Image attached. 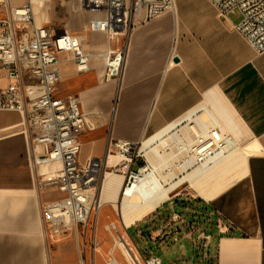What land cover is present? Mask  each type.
I'll return each mask as SVG.
<instances>
[{
  "label": "crops",
  "instance_id": "obj_1",
  "mask_svg": "<svg viewBox=\"0 0 264 264\" xmlns=\"http://www.w3.org/2000/svg\"><path fill=\"white\" fill-rule=\"evenodd\" d=\"M207 2L204 7L188 2L181 18L176 6L174 12L134 28L122 38L126 54L116 91L114 80H102L107 37L89 32L84 48L93 56L92 70L78 74L74 64L66 61L68 56L60 54L63 85L69 79L76 81L72 91L60 89L58 96H78L93 125L81 138V153L84 146L95 145L83 164L90 158L106 159L112 141L140 144L166 129L185 131L197 126L230 139L219 162L198 168L195 178L198 183L209 177L207 185L193 191L202 201L198 208L205 209L215 222V235L208 236L206 244L212 251L205 255L204 264H264V53L252 49L237 31L239 12L224 18ZM66 3L70 6L71 1ZM78 12L87 23L93 18L88 12ZM90 34L100 42L91 44ZM111 159L107 173L113 165ZM139 160L140 168L145 160ZM40 168L32 158L23 115L0 111V264L78 261L76 247L72 259L58 254L74 238L53 243L45 236L40 205L62 195L56 187L39 185ZM112 174L115 178L106 183L105 193L103 177L99 200L113 199L119 181L123 188L124 176ZM169 185L166 181L163 188ZM174 192L161 200L149 217L173 204L169 200ZM163 233L158 230L153 239L162 240Z\"/></svg>",
  "mask_w": 264,
  "mask_h": 264
},
{
  "label": "built area",
  "instance_id": "obj_2",
  "mask_svg": "<svg viewBox=\"0 0 264 264\" xmlns=\"http://www.w3.org/2000/svg\"><path fill=\"white\" fill-rule=\"evenodd\" d=\"M54 1L66 3L69 0H0V111H17L23 115L33 161L47 168L39 185L56 187L62 195L60 199L40 205L45 236L55 240L74 238L79 258L72 264H88L80 242H86L88 227L97 222L101 184L111 157L120 162L110 166L108 173L122 174L123 187L133 189L137 182L142 183L150 176V168L141 172L147 168V157L159 168L153 176L164 184L169 182L176 166L208 163L215 153L227 149L231 140L223 136L216 141L209 139L197 126L185 131L175 128L148 147L149 156L141 152L142 142L115 140L106 159L90 158L87 163H81V138L93 130V125L82 111L78 96H58V86L64 78V61L60 54L68 56L66 61L74 64L78 74L92 70L93 56L85 51V35H75L68 29L56 30L46 19L38 22V11ZM208 1L221 17L239 12L241 20L236 25L237 31L252 49L264 53V0ZM175 7V0H78L73 10L93 14L85 30L107 37L103 82L121 76L126 54L121 39L134 28L174 12ZM139 159L145 160V164L135 171L133 168ZM172 218L180 219L177 213ZM111 230L118 240L123 237L133 252L127 236L129 229H124L127 238L117 227L111 226ZM201 238L207 239V236L202 233ZM91 240L95 243L98 240L95 225L91 227ZM98 253L94 244L89 264H97ZM116 255L112 250L105 264H120ZM135 258L141 264L137 255ZM144 263L163 264L156 255Z\"/></svg>",
  "mask_w": 264,
  "mask_h": 264
},
{
  "label": "rangeland",
  "instance_id": "obj_3",
  "mask_svg": "<svg viewBox=\"0 0 264 264\" xmlns=\"http://www.w3.org/2000/svg\"><path fill=\"white\" fill-rule=\"evenodd\" d=\"M69 1H71V4H69L70 6H67V3L65 4L63 2L54 1L53 3L47 5L42 11H38V22L40 23L42 20L46 19L56 30H74L79 32L78 36H86L88 34L87 30H85V26L87 24L86 18L84 14H80L78 11L73 10V8L78 5V0ZM175 1L179 18H181L183 8L188 2H196V4L201 7H204L208 3L207 0ZM67 7L70 9L71 13H69ZM89 41L91 44H97L100 42V39L90 34ZM75 81V79H69L65 85H63L62 81L58 86V90L60 91L61 89L66 92L72 91V86L75 84ZM114 83V90L116 91L119 87V79L114 80ZM97 129L98 124L96 123V130L94 132H96ZM94 146L95 145H92L90 147ZM90 147L84 146V150L80 156L81 162H83V158L91 152L92 149ZM161 147L162 146H159V148ZM119 162L120 159L113 158L114 165ZM140 165L141 161L138 160L133 169L136 171ZM42 172L43 171L40 170L41 174ZM180 173L182 172L176 170L175 174H172L173 178H176L174 180L181 177ZM121 190L120 182V184L117 183L115 187V193L119 194ZM175 195L176 197H174ZM133 198H135L134 200L136 201L141 200V198L137 196ZM170 201H173V204H168L167 206L162 207L157 216L153 218L146 216L136 225L130 226L127 236L131 240L130 245L133 249V253L135 255L138 254L141 264H145L144 260H147L152 255L158 256L163 264H204L205 255L211 253L212 250L206 245L208 244V240L206 238L199 240V236L201 233H204L207 237L214 236L215 228H212V225L215 224V222L212 221L210 214L207 213L205 209L198 208V205H202V201L196 198V193L191 190L187 184H184L176 192H174L171 195L169 202ZM108 206L110 207V210H105ZM173 212H177L180 217L179 220H173V218L171 220ZM108 214L110 217L105 219V216ZM122 217L123 215L120 212L119 207L114 203L113 199L108 200L106 206L99 208L97 222L95 221L91 223L88 227L86 242H82V240L80 242V248L83 252H85L88 264L94 254V244L99 252L96 256V260L100 264H105V258L108 257L112 250L116 251L119 263L130 264L132 262L131 259L128 260L129 257L123 249L121 250L116 245V242L119 241L118 236L113 230H111V226H116L120 233L126 237V228L122 223ZM94 225L95 227L97 226L98 230V240L96 243L95 240H91V227ZM162 228H165V230L163 231ZM158 230H162V232H164L162 240L160 241L153 239ZM49 239L53 243L57 241L50 238V236ZM74 247H76V253L73 252L75 249ZM60 250L58 254L65 260L72 259L74 253L76 254V257L79 256L78 245L75 243L74 239H70L69 242L64 244L63 248Z\"/></svg>",
  "mask_w": 264,
  "mask_h": 264
},
{
  "label": "bare ground",
  "instance_id": "obj_4",
  "mask_svg": "<svg viewBox=\"0 0 264 264\" xmlns=\"http://www.w3.org/2000/svg\"><path fill=\"white\" fill-rule=\"evenodd\" d=\"M167 130H169V129H166V130L158 133L154 137L146 140L144 142L142 148H141V152H145V155L149 156L147 153L148 147L150 145L154 144L155 142H157L166 133L170 132ZM198 131L201 132V134H204L206 137H209V139H214V141L222 139L221 135L217 131L204 130V128H202V127H200L198 129ZM192 137H194V133H192ZM225 150H222V152H220L218 154L215 153V156L212 157L211 159H209L208 163H203V164L194 163V164H189V165H187L185 167H181V168L179 166H176V168L173 169L172 174H175L176 170L181 171L182 172V173H180L181 175L184 173V176H185V173H187V172H188V174H186L187 176L185 178H181L175 184L173 182L175 181L174 179H176V178H173V176L171 175V177L168 180L169 182H171V185H169L165 189L163 188L164 184L162 182L160 184V181L157 180V178H156L157 176L156 177L153 176V173H156L157 171H159V168L157 166H155V163L153 162V160L150 157H147L149 160V165L146 169L142 170L141 172L150 171L149 170V168H150L152 170L149 174L150 176H146V180H144L142 183L137 182V184L134 186L133 189H131L130 187L125 189V187H123L121 190V192H122L121 195H120V193L119 194L114 193L116 196L113 198V201L119 207L120 212L123 215L122 223H123L124 227L126 228V227L133 226V225L137 224L138 222H140L142 219H144L146 216L148 217L149 214H151L153 212V210L158 205V203L161 202V200L166 199L168 197L167 195L170 192L176 191L178 188L183 186L185 183H188L189 187L192 190H196V191H198V189H201L202 186L207 185L210 182L209 177H205L202 181L195 183V178H196L197 174L199 173L201 167L207 168V167L213 165L214 163H216L220 158H222V156L225 155ZM227 164H228V162L226 163V165ZM198 168H200V169H198ZM40 170L43 171L42 175L44 173H46V172H44V167L40 168ZM218 173L222 174L223 172L219 171ZM110 178H115L112 173H107L104 176V187H103L102 193H105V191L107 189L106 183L109 181ZM118 183L120 184V181ZM199 192H200V190H199ZM102 195H104V194H102ZM121 196H123V198H121ZM135 196L140 197L141 200H137V201L134 200L135 198H133V197H135ZM107 202L108 201H106V200L104 201L103 199H101L100 200V203H101L100 208L106 206ZM114 227H116V226H114ZM116 245L121 250L123 249V251L128 255L129 259L126 257L128 260L131 259L132 262L134 261L136 264H139L135 258L134 253L129 248V244H127L125 242V239L123 237L121 238V240L116 242ZM136 255L138 256V254H136Z\"/></svg>",
  "mask_w": 264,
  "mask_h": 264
}]
</instances>
